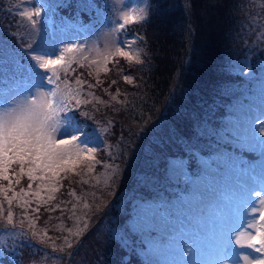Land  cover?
I'll return each mask as SVG.
<instances>
[{
    "label": "rangeland",
    "instance_id": "374dc122",
    "mask_svg": "<svg viewBox=\"0 0 264 264\" xmlns=\"http://www.w3.org/2000/svg\"><path fill=\"white\" fill-rule=\"evenodd\" d=\"M50 1L54 2L58 8L74 3L76 7H79V13H91L95 11L98 15L99 26L87 32L84 36L61 39L50 32V15H45L44 13L45 7H50L48 5ZM37 3L45 6L42 10V22L38 34L30 32L29 28L25 26L28 23L27 20L23 19L20 15V12L25 7V0H11L4 6L5 10L2 11L3 17L0 20V77L33 70L24 67L32 63L29 56H25L17 64L13 55L17 51L23 52L21 45L31 43L33 39L36 41L33 45V51L39 49L41 46H46L48 52H53L63 48L67 44H76L84 47L85 56L90 59L100 60L102 58L101 55H98L96 52L90 53L87 49L94 47L99 49L100 53H104L105 45L108 42V37L105 34L114 27L112 21L120 18V22L122 23L123 13L127 12L130 15H134V10L145 5V0H42L41 2L40 0H31V3L27 7L29 10L34 11L33 5ZM250 5L251 2L247 3L246 1L245 9H250ZM246 12L244 16L248 17ZM255 15V19L251 18V24L259 26L260 31L256 28V35L253 36L254 50L250 52L252 55L249 64L244 62V59H241L237 63L232 62L231 64L233 70L239 76H242L235 79V81H239L240 85H242V96L230 102L225 112L226 119L222 123L218 121L205 122L203 127H205V130L211 128V133L214 136L211 139L215 142V145L212 142H200V145H198L199 149L197 150L199 154L203 153L207 155L214 152H220V154L228 153V157L242 167L229 165L225 171L220 168L215 170L212 166L205 165L204 160L198 159L201 169L208 173H216L217 171V175L219 176L217 177L219 179L217 184L212 187L204 186L201 177H197L191 173L188 175L187 173L193 170H189L187 166L180 163V160L186 158L188 152L191 151V148L186 147L164 158V169L159 172V176L151 174L148 180H141L140 183L131 181L130 177L136 170L134 164L139 156L142 141H140V136L137 142H134V138L138 133L139 135L142 134L144 123L134 128L133 137L117 138L115 141L116 149L113 150V146H110V143L104 140L107 136L98 131L99 128H102L101 123L103 119L96 112H93L92 115L95 116L96 121L100 122L99 124L94 123L93 120L78 116L77 118L80 121L87 124L86 131L88 134L99 137L97 143L100 150L95 155L97 160L103 163L95 165L91 173L83 176V179L89 181L88 184L80 182L81 177H72L73 182L66 190V195L58 202L63 201L64 203L60 204V207L54 212L56 215L53 218V226H48L46 221L42 226H36V230L41 236L44 235L45 231L47 232V236H44V239L48 241L47 245L39 243H37L39 245L37 247L35 245H32V247L24 245L21 247L24 252L22 253L21 250H16L13 244V241H18L19 236H14L9 232L10 235L8 237L0 236V240L4 241L7 245L6 248L2 249L3 254L0 257L4 259H20L23 254L29 255L30 253H35L38 256L41 253L44 261L40 262V264H68L71 257L69 258L67 253L72 251L73 255L77 256L73 264H81L85 258L84 245H89L92 241L96 240L103 242L97 251L101 252L104 248L107 251V245H105L106 234L93 233V230L97 227L108 208L109 203L107 201L112 196H115L116 200L111 210L116 222L113 226H117L118 224L119 226H127V230L131 233V239L125 237V239L130 240L128 245H135L136 251L139 252L145 261L151 258L157 264H173L174 257L170 254L169 249L174 245L177 235L183 234V236L188 237L194 234L193 238L199 237L207 248L213 249L212 256L208 258L210 264H218L219 260L225 257L228 264H232L231 255L220 251L219 232L215 234L210 233L207 229V223L210 219L223 217L227 218L229 227L240 228V231H248L245 207L250 201L256 204L259 203L256 192H260L262 187H264V144L259 142V137L253 140L247 134V130L254 120H264V23H262L264 22V17H259V14L257 15L256 13ZM133 24L136 23H129L126 26V31L116 33V42L121 44V46L134 40L130 36L131 31H128ZM133 47H135V44ZM125 50L128 49L125 48ZM57 54L59 53L57 52ZM114 59L119 60V67L124 70L123 73L117 75L112 63L108 65L111 69L109 73H100V79L104 81L102 88H107L112 79L117 80V84L109 88V92L117 88H126L128 84L124 82L122 75H128V68L134 64L133 62L130 66L129 62L120 57H115ZM252 59H254V65H252ZM72 67L75 71L69 72V79L82 74L83 79L88 80L90 83H95V76L88 75L90 71L88 67L80 68L75 63H73ZM91 70L95 71L94 66ZM37 71L42 70L37 69ZM98 90L99 88L94 89L96 93ZM108 99L109 97L106 96L105 100ZM125 99V97L120 98L121 101H125ZM112 107L120 108V104L112 102ZM87 110L91 111V108L89 107ZM217 127L220 128L218 133H216ZM256 127H259V125H256ZM125 146L128 152L127 157L120 156L117 159L116 157L119 156ZM252 156H255L253 162L250 159ZM196 157L199 156L196 154ZM250 162L253 163V168H250L249 165L252 164ZM104 165H109V167H105ZM115 165H121L122 173L119 179L109 186L108 177L112 175V167ZM163 177L165 179H161ZM4 183L7 185L6 181H0V185H4ZM28 183L29 181L26 177L22 178L21 184L16 186L14 191L18 192L20 187L28 190ZM36 183L38 181L33 182L32 191L36 190ZM73 189L76 192L75 197L68 195V192ZM130 193L131 196L129 195ZM9 195H11V192ZM41 195L45 199L47 198V193L43 189L41 190ZM178 195H181V197L177 202H170L167 206L159 203V199H174ZM25 199L32 201L30 205L37 206L36 198L31 194H29L28 198L25 197ZM85 202L93 206L98 204L102 210L96 212L93 208V211L89 212L88 209L83 208V203ZM21 203L23 202L21 201ZM73 204L77 205L75 216H73V210L68 214ZM148 205H151V208H148L146 212L145 208ZM117 207L120 209L119 211ZM147 214H152L155 218V225L150 235L143 231L144 217ZM69 217L73 218L69 219ZM16 219L18 222L23 220L19 215L13 214L14 223ZM30 221L33 223V220ZM29 222L25 226L27 227L25 228L27 236L31 235ZM0 223L5 224L6 221L0 220ZM85 223L88 224V228L82 237V242L75 249H67L64 244V237H69L73 243H75V240L69 236L66 229L72 228L75 231L77 227L83 228ZM15 231L19 233L21 229L17 228ZM95 236L98 238L95 239ZM149 240L153 244L151 250L146 243ZM24 241L26 242L25 239ZM35 242L34 240L32 243ZM53 244L57 249L64 247L65 253L53 252ZM244 251L249 252L250 255H259L258 253H252L248 249ZM113 252L115 251L113 250ZM116 252H121L123 254L122 258L126 257L127 251L120 249L116 250ZM45 254L50 258L46 259ZM134 258V254L129 257L130 260H134ZM22 260V264H27L28 261L36 259L25 258V260ZM106 260L108 261V259ZM18 262L21 264L20 260ZM97 264L102 263L98 262ZM240 264H243L242 260Z\"/></svg>",
    "mask_w": 264,
    "mask_h": 264
},
{
    "label": "trees",
    "instance_id": "16d2710c",
    "mask_svg": "<svg viewBox=\"0 0 264 264\" xmlns=\"http://www.w3.org/2000/svg\"><path fill=\"white\" fill-rule=\"evenodd\" d=\"M9 1L11 0L0 1V20L3 17L4 6ZM246 1L251 2L250 9H245ZM145 4L149 6L148 19L133 24L128 30L135 40V47L142 48L146 54H142L144 62L142 65L133 64L128 68V75L133 76L134 82L126 85L125 89H120L122 95L118 99L126 98L124 103L120 104V108L112 106L101 108L97 113L103 119L102 128L108 120L112 122L108 125L109 132L104 133L107 136L104 140L108 141L114 150L117 138L133 137L134 128L144 123V131L134 138V142H137L140 136L142 141L139 156L134 164L136 170L130 177L131 181L140 183L141 180H148L151 174L159 176V172L164 169V158L186 147L191 148V151L180 162L189 170H193H188V175L191 173L201 177L206 171L198 164L196 154L207 160L211 156L220 155V152L209 155L197 152L200 142H212L215 145L211 139L214 138L211 128L205 130L203 125L207 121L222 123L230 102L242 96V85L235 81L242 76L233 70L231 64L241 59L249 64L252 55L250 52L254 50L253 36L256 35V28L260 31L259 26L251 24V18H256L255 13L259 14V17H264V0H145ZM48 5L50 7L46 9L58 15L64 22L78 27L85 26L89 32L99 26L95 11L79 13V7L74 3L59 8L52 1L48 2ZM245 12L248 17L244 16ZM140 37L144 40L140 41ZM254 63L252 59V65ZM11 76L0 78L8 82L16 77ZM115 91L113 89L111 93ZM96 94L102 99L106 98L100 88ZM76 116H80L79 111L76 112ZM216 129L218 133L220 128ZM254 157H250L251 161L255 160ZM216 161L213 158L207 163L216 170ZM211 175L213 174L209 176ZM61 184L63 187L57 193L56 200L50 205L41 206L40 212H33L37 207L35 205L27 206L25 211L24 208L18 207L15 201L13 202L11 206L13 214L24 220V231L30 220H33L36 226H42L45 221L48 226H53L55 211L47 212L44 208L55 206L66 195V190L72 183L63 180ZM4 186L7 185L4 183ZM129 195L131 196V193ZM114 197L107 201L108 208L93 230V233L106 234L107 251L105 248L101 252L97 251L103 243L101 240L92 241L91 244L84 245L85 258L81 264L148 262L142 259L135 245H128L131 233L127 226L119 224L113 226L116 223L111 213L116 200ZM0 205L3 206L6 217L9 205L3 200L2 195ZM72 210L70 209L68 214ZM117 210L120 209L117 207ZM25 216L28 219H24ZM15 223H19L17 219ZM4 225L0 223V236L8 237L10 234L4 230ZM97 238L95 236V239ZM13 244L16 250L24 253L21 247L27 243L22 237H19L17 242L13 241ZM32 245L39 246L36 242ZM120 249L127 251L125 258H122L121 252H116ZM132 254L134 260L129 259ZM45 257L50 258L46 254ZM21 258L36 259L28 261L27 264H40L44 261L41 253L38 256L35 253L23 254ZM21 258L0 257V264H19L18 260L22 264ZM76 258L77 256H71V264Z\"/></svg>",
    "mask_w": 264,
    "mask_h": 264
},
{
    "label": "snow or ice",
    "instance_id": "6c2138e0",
    "mask_svg": "<svg viewBox=\"0 0 264 264\" xmlns=\"http://www.w3.org/2000/svg\"><path fill=\"white\" fill-rule=\"evenodd\" d=\"M30 3L31 0H25V7L20 15L27 20L28 23L25 26L29 28L30 32L38 34L42 22L41 14L45 6L37 3L33 5L34 11H32L27 7ZM148 16L149 6L145 4L134 10V15L123 13L122 23L120 18L114 19L112 21L114 27L105 34L108 37V42L105 45L104 53H100V50L94 47L87 49L90 53L96 52L101 55L100 60L85 56L84 47L76 44H67L53 52L45 51L43 46L33 51V45L36 43L34 39L31 43L21 45L23 52L17 51L13 54L17 64L25 56H29L32 63L24 67L33 69V71L29 74L30 86L24 92L12 89L7 92L0 90V181L7 182V186L0 185V195L9 205L6 217H4V208L0 205V218L6 220L4 230L11 232L14 236L23 237L28 246H31L34 240L36 243L47 245L48 241L44 239L47 232L45 231L41 236L36 230V225L30 221L31 235L27 236L23 228V220L14 223L11 208L13 202L15 201L18 207L27 211V206L32 201L25 197L31 194L37 202V207L33 209V212H40L41 206L50 205L56 200L55 194L60 192V188L63 187L61 181L68 180L69 183H72V177L77 176L81 177L80 182L83 184L89 183L88 180L83 179V176L91 173L95 165L103 163L97 160L95 155L100 150L97 143L99 137L88 134L87 124L77 118L76 112L79 111L81 117L99 124L100 122L96 121L95 116L92 115L93 112L98 113L101 108L111 107L112 102L124 103L118 99L122 95L119 88L115 93L109 92V88L117 84V80L112 79L107 88H102L104 81L100 79V73L107 74L111 71L109 63L113 64L117 75L123 73L124 70L119 67V60H115V57L123 58L129 62L130 66L133 62L135 65L143 64L142 54H146L142 48L133 47L135 40L121 46L116 42L115 35L126 31V26L129 23L145 22ZM139 39L140 41L144 40L143 37ZM73 63L80 68L88 67L90 69L88 75L95 76V83L83 79L82 74L69 79V72L75 71L72 67ZM93 66L94 72L91 70ZM37 69L42 71H37ZM122 79L127 84L134 82L131 75L123 74ZM97 88H101L103 94L109 99L105 100L97 95L94 91ZM89 107L91 111L87 110ZM113 110L115 111L114 108ZM111 123V120H108L99 131L108 133V125ZM247 134L253 140L259 137V142L264 144V120H254L248 128ZM127 154L125 146L116 158L119 159L120 156L126 158ZM104 166L109 167V165ZM121 173V165L112 167V175L108 177L109 186L119 179ZM24 177L29 181L28 190L20 187L18 192L14 191V188L21 184ZM35 181H38L35 185L36 190L32 191ZM42 189L47 193L46 199L41 195ZM10 192L11 195H9ZM68 195L75 197V190H70ZM256 197L259 200L258 204L250 201L245 207L248 231L229 227L227 218L223 217L210 219L207 223L210 233L219 232L220 251L231 255L232 264H240L241 260L243 264H264V187L260 192H256ZM62 203L64 202L45 207L44 211L54 212ZM76 207V204L72 205L73 216H75ZM83 208L88 209L89 212L93 211V208L96 212L102 210L100 205L93 206L87 202L83 203ZM148 208H151V205L145 208L146 212ZM72 218L69 217V219ZM24 219H28V217L25 216ZM154 225V215H145L143 231L150 235ZM17 228L21 229L19 233L15 231ZM87 228L88 224L85 223L83 228L77 227L75 231L72 228L66 229L69 236L75 240L73 243L69 237H64L67 249L72 250L79 246ZM193 237L194 234L188 237L183 234L177 235L174 245L169 249L170 254L174 257L173 264H210L208 258L212 256L213 249L207 248L199 237ZM146 243L151 250L153 248L151 240ZM6 247V243L0 240V255L3 254L2 249ZM245 249L259 255H250L249 252L244 251ZM52 251L64 254L65 248L57 249L53 244ZM73 254L72 251L67 253L69 258ZM69 264H71L70 259ZM147 264H157V262L149 258ZM218 264H228L226 257L221 258Z\"/></svg>",
    "mask_w": 264,
    "mask_h": 264
}]
</instances>
